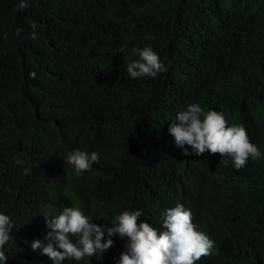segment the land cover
I'll use <instances>...</instances> for the list:
<instances>
[{
  "label": "trees",
  "instance_id": "trees-1",
  "mask_svg": "<svg viewBox=\"0 0 264 264\" xmlns=\"http://www.w3.org/2000/svg\"><path fill=\"white\" fill-rule=\"evenodd\" d=\"M20 2L0 0L7 264H54L31 243L50 242L45 215L66 206L106 228L139 209L138 223L163 230L162 214L177 203L215 242L196 264H264V0ZM149 45L167 70L132 79V49ZM192 103L243 125L261 158L237 170L219 153L185 145L191 154L182 155L169 126ZM75 149L99 163L77 174L64 163ZM112 239L103 255L64 264H119L128 239Z\"/></svg>",
  "mask_w": 264,
  "mask_h": 264
},
{
  "label": "clouds",
  "instance_id": "clouds-1",
  "mask_svg": "<svg viewBox=\"0 0 264 264\" xmlns=\"http://www.w3.org/2000/svg\"><path fill=\"white\" fill-rule=\"evenodd\" d=\"M27 6L26 0H21L18 5L21 9ZM32 27L35 29L36 25ZM32 38H36L35 31ZM124 51L123 47L119 49L120 53ZM132 52L138 57L127 65V73L132 79L155 78L167 70L164 61L150 45L135 47ZM169 133L174 137L176 146L183 149L182 155L191 154L185 145L196 155L206 151L219 153L223 157L220 163L228 166L230 159L237 170L245 167L249 158L257 160L262 155L258 146L250 141L243 125L229 126L222 112L212 109L205 111L199 103L189 104L186 110L178 112L169 126ZM64 163L80 174L89 171L93 163H99V155L94 151L88 153L75 149L66 154ZM23 171L28 174L26 168ZM141 216L139 209L124 210L113 217V226L106 228L92 223L93 219L82 208L66 206L56 216L45 215L46 225L51 229L48 233L50 242L36 240L31 243V248L34 251L42 249V254L54 264L103 255L114 246L113 235L128 239L125 251L120 254L119 264H196L202 257L210 256L215 251V242L198 229L193 223L191 210L181 203L162 214L163 230L145 221L138 223ZM11 231L10 218L0 213V264H7L8 257L3 248L12 239Z\"/></svg>",
  "mask_w": 264,
  "mask_h": 264
}]
</instances>
